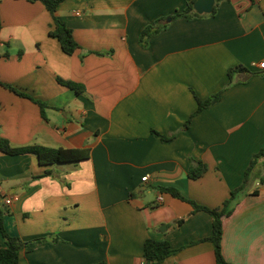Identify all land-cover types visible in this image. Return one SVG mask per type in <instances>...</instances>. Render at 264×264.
Instances as JSON below:
<instances>
[{
  "label": "crops",
  "instance_id": "crops-1",
  "mask_svg": "<svg viewBox=\"0 0 264 264\" xmlns=\"http://www.w3.org/2000/svg\"><path fill=\"white\" fill-rule=\"evenodd\" d=\"M190 1L65 0L56 14L80 45L70 54L50 34L54 18L42 1L0 0V53H9L0 80L29 95L0 83V136L16 146L91 150L87 159L42 164L33 153L0 149V199L11 211L4 225L29 241L20 264H142L149 238L177 249L164 264H217L204 239L213 215L165 188L221 207L264 148V0H221L213 14L172 19ZM160 17L169 25L143 47L142 30ZM239 64L256 74L225 88L185 127L197 96L222 90ZM193 161L207 165L198 178L189 174ZM262 178L264 158L223 218L230 264H264Z\"/></svg>",
  "mask_w": 264,
  "mask_h": 264
},
{
  "label": "trees",
  "instance_id": "trees-1",
  "mask_svg": "<svg viewBox=\"0 0 264 264\" xmlns=\"http://www.w3.org/2000/svg\"><path fill=\"white\" fill-rule=\"evenodd\" d=\"M37 1V0H30ZM42 1L46 8L51 11L55 26L50 30V34L56 36L61 42L62 48L67 53H74L77 48L80 47L79 43L76 41L73 30L71 27L67 25L66 22L62 21L57 17V9L59 5L65 0H40ZM196 0H192L188 3L187 7L182 11H178L172 15V19L176 18H187L191 19L196 16H204L205 14L198 13L194 9V3ZM221 0H216V5L211 14L216 12L217 4ZM168 17V16H167ZM167 17H160L154 23L147 25L140 34V43L143 47H148L150 44V39L157 34H159L163 29L167 28L169 22L166 21ZM2 29V21L0 18V32ZM3 56H9V53L1 54L0 58ZM245 74L246 76L241 78L240 74ZM255 72L251 71L247 66L243 64H239L228 69L229 81L224 86V88L217 93L211 94L209 97L202 99L197 96L198 99V108L197 110L188 118L185 123V127H188L191 123L192 117L194 114L200 112L204 108H207L213 105L215 102L221 99L222 92L225 88L240 82H247ZM58 81L72 89H75L77 92H83L84 86L79 85L76 82L71 80H65L62 77H58ZM0 83L4 84L8 88L18 92L21 95L29 96L27 93L18 90L15 86L4 83L0 80ZM41 107L43 115H45V108L47 103L42 100H35ZM153 133L156 136H160L164 141H171L174 138V135L167 136L161 134L157 130H153ZM0 149L7 154H25V153H33L35 154L40 163L42 164H55V163H63V162H75L83 159L90 158L91 150L89 148H74V147H48L41 144H29L16 146L10 142L9 139L0 136ZM260 158H264V148L260 149L256 152L251 160V163L246 170L245 179L241 186L233 189L231 191L230 196L224 201L221 207L212 208L207 205H203L191 198L184 196L177 188H165V190L170 191L175 196H178L184 200L189 201L194 210H206L213 215V230L211 235L205 237L206 240H211L215 246V256L217 264H230L224 254L222 249V239L224 233V224L223 218L226 215H230L235 205L238 202L239 197L245 193L247 190V184L253 177V170L255 169ZM207 170V165L202 163L201 161H193L190 168V176L192 178H198ZM264 182V178H262ZM255 191H259L256 189ZM10 209L3 203H1L0 199V230L2 232L5 245L0 248V259L3 264H20V251L21 249L29 243L22 239L18 235H13L8 232L4 225V218L6 215L10 214ZM184 219H180L183 221ZM45 237H40L36 239V242L42 244L45 242ZM177 251L176 248L171 246V243L168 239L157 240L153 238H149L145 242L144 248V257L146 259V264H164L167 257L171 256ZM95 264H109L106 261H100Z\"/></svg>",
  "mask_w": 264,
  "mask_h": 264
},
{
  "label": "water",
  "instance_id": "water-1",
  "mask_svg": "<svg viewBox=\"0 0 264 264\" xmlns=\"http://www.w3.org/2000/svg\"><path fill=\"white\" fill-rule=\"evenodd\" d=\"M216 0H196L194 3V9L198 12V13H211L214 10V6H215ZM168 21L171 20V17H169L167 19ZM258 180V184H262L261 183V179H257Z\"/></svg>",
  "mask_w": 264,
  "mask_h": 264
},
{
  "label": "built area",
  "instance_id": "built-area-1",
  "mask_svg": "<svg viewBox=\"0 0 264 264\" xmlns=\"http://www.w3.org/2000/svg\"><path fill=\"white\" fill-rule=\"evenodd\" d=\"M77 13L80 14V12H77ZM260 65H261L262 67H264V61L261 62ZM147 178H148V176L146 175V176L143 177V180H147ZM158 199H159V200H162L163 197L160 195ZM3 202H4L5 204H10V203L12 202V199H11L10 197H7V198H5V199L3 200ZM146 262H147L146 259H144L143 262H142V264H146Z\"/></svg>",
  "mask_w": 264,
  "mask_h": 264
}]
</instances>
